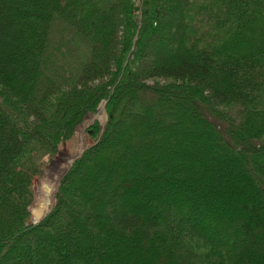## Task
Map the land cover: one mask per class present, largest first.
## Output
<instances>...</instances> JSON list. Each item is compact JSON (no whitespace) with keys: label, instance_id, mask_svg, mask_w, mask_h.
I'll use <instances>...</instances> for the list:
<instances>
[{"label":"trees","instance_id":"obj_1","mask_svg":"<svg viewBox=\"0 0 264 264\" xmlns=\"http://www.w3.org/2000/svg\"><path fill=\"white\" fill-rule=\"evenodd\" d=\"M0 264H264V0H0Z\"/></svg>","mask_w":264,"mask_h":264},{"label":"rangeland","instance_id":"obj_2","mask_svg":"<svg viewBox=\"0 0 264 264\" xmlns=\"http://www.w3.org/2000/svg\"><path fill=\"white\" fill-rule=\"evenodd\" d=\"M168 82V81H166ZM152 85L153 82H148ZM98 112L96 114H91L85 116L81 122L77 125L73 134L58 147V153L53 158L44 159V169L41 177L37 178L33 184L34 199L29 207L30 212L33 209L41 206L39 204V198L41 197V185L45 180L53 181V191L50 195V204L46 207H52L51 211L54 209L57 203V193L61 191V181L65 174L73 164V162L78 158L81 153L87 150L92 145H95L99 139H96L98 135L103 133V128L105 126L107 116L103 103L99 106ZM95 134V136H92ZM55 177L56 180L50 179ZM76 188V187H75ZM75 188H72L74 190ZM78 189V188H77ZM76 191V189L74 190ZM82 202L77 200V204ZM45 208V206H43ZM29 222L33 224L34 219L30 214Z\"/></svg>","mask_w":264,"mask_h":264},{"label":"bare ground","instance_id":"obj_3","mask_svg":"<svg viewBox=\"0 0 264 264\" xmlns=\"http://www.w3.org/2000/svg\"><path fill=\"white\" fill-rule=\"evenodd\" d=\"M53 181L45 180L41 185V197L39 198V204L41 207H47L50 204V195L53 191Z\"/></svg>","mask_w":264,"mask_h":264},{"label":"water","instance_id":"obj_4","mask_svg":"<svg viewBox=\"0 0 264 264\" xmlns=\"http://www.w3.org/2000/svg\"><path fill=\"white\" fill-rule=\"evenodd\" d=\"M50 179L52 180H56L55 177H51ZM52 207L49 208H43L41 206H39L36 209H33L30 214L33 216L34 222L33 224H38L42 219H44V217L49 214L51 212Z\"/></svg>","mask_w":264,"mask_h":264}]
</instances>
